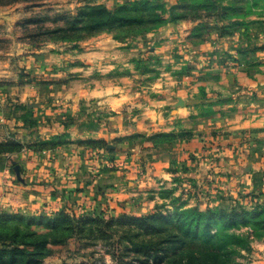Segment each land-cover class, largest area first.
Here are the masks:
<instances>
[{"label": "rangeland", "instance_id": "obj_1", "mask_svg": "<svg viewBox=\"0 0 264 264\" xmlns=\"http://www.w3.org/2000/svg\"><path fill=\"white\" fill-rule=\"evenodd\" d=\"M115 1L0 0L17 10L0 18V51L9 48L11 28L19 42L33 46V52L18 49L17 80L0 82L15 94L12 107L28 112L19 122L36 127L47 121L45 110H53L66 127L87 120L105 128L101 137L73 140L63 134L6 147L28 149L41 163L67 169L77 178L66 183L80 186H65V205L58 210L0 212V264H130L142 256L128 249L131 240L138 242L133 234L142 231L127 225L130 219L177 209L231 213L264 207V191L249 190L225 195L223 201L232 197L235 207L223 205V183L231 184L232 176L219 165L225 152L236 154L255 135L264 136V0ZM147 1L177 7L176 15L185 17L159 26L149 19ZM115 12L126 20L112 19ZM25 54H33L34 67ZM44 55H57L56 61L48 57L50 64L40 67ZM118 116L129 122L130 134L112 130ZM193 138L203 139V175H192L193 155L172 159L161 183L147 180L155 149ZM133 144L147 155L130 149ZM120 168L125 172L117 176ZM102 171L113 173L112 183L91 189ZM85 190L88 199L72 195ZM144 199L148 204L142 206ZM93 218L118 224L108 229L91 224ZM261 244L263 227L251 251L235 259L264 264ZM178 257L171 254L163 264Z\"/></svg>", "mask_w": 264, "mask_h": 264}, {"label": "crops", "instance_id": "obj_2", "mask_svg": "<svg viewBox=\"0 0 264 264\" xmlns=\"http://www.w3.org/2000/svg\"><path fill=\"white\" fill-rule=\"evenodd\" d=\"M116 1L119 2V0ZM124 1L126 0H121L120 3ZM174 5L173 3L171 6ZM11 8L10 6L3 7L0 5V18L8 13H10V15L11 13L17 15L16 8H13L14 10L12 9V11ZM21 14H24V12ZM9 29L10 28H7V30ZM9 31L10 34L5 37L7 38L5 42L9 48L5 51L3 50V52L0 51L1 83L17 80L18 61H16V58L18 54H21V52H18V49L22 51L25 49L26 52L28 50L33 52V46L31 44L19 42L15 35H11L13 31L12 28ZM24 56L23 58L26 64H30V67H34L33 54H25ZM48 57L50 60L53 58L54 61H56L57 55H44L41 57V62L37 65L41 67L43 64H50ZM26 67L28 68V65H26ZM5 90L7 89L0 87V144L19 142L26 147L27 145L29 146L41 141H48L55 135L63 134L70 135L73 140L84 139L90 136H103L105 128L101 124L81 120L72 124L70 127H66L63 123L64 121L58 116L57 118L54 117L56 115L53 110H45L43 116L48 117L47 121L43 119L36 127L24 123L22 124L19 122L18 118L19 116L22 117V115H28V112L12 107V100L15 99V94L12 91ZM65 93L60 95L57 94L55 97L57 99L63 98ZM29 108L30 106H28L27 109L30 110ZM30 111L34 110L32 109ZM42 111L40 110L37 112L35 110V112L38 113L36 115H39ZM114 123L117 125L116 128L113 126ZM111 125L112 130H119L121 136L131 133L130 124L128 121H125L123 116H118L114 120H111ZM106 132H108V130H106ZM105 137L108 136L105 135ZM202 141L203 139L201 138H193L184 145L177 144L175 147L161 146L155 149L154 162L147 164V180L153 182L160 181L161 183V179L166 176V168L172 159L178 158L186 160L193 155H196L192 158L197 161L192 168V175L197 177L198 175H203L204 166H199L198 164V156L201 155L199 152H201L200 147H202ZM252 141L253 142L247 144L246 148L243 147L241 151H238L236 154L225 152L224 154L227 156H223L221 159L219 164L221 171H225L228 176H232L231 184L227 183V185H225V182L223 183L225 186L222 187L224 195L221 197V202L223 205H226V203H230L229 205H231V207L237 205V201L232 197H227L228 200H230L228 202L223 201L226 197L225 195L229 194L236 197L239 193L247 190L256 191L257 194L264 191V136L261 134L255 135ZM130 149L137 151L138 154L142 152V155H147L148 153L146 151H141V146L135 147L134 145L131 146ZM228 155L230 156L228 157ZM40 160H42V158L33 156L28 149H21V151H4L0 153V212L58 210L65 205L63 200L64 197L62 196L65 194L63 190L65 186L69 189L80 186V184L66 183L67 180L72 182L77 178L76 176H72L73 179H71L70 175L67 174V169L63 167L56 168L54 164L53 166L48 163L44 164L41 163ZM118 170H120V172L117 176L119 174L122 176L125 172L122 168ZM55 179L58 180L56 183H50V180ZM112 179L113 173L108 174L102 171L100 176L95 177V184L89 186L91 189H94V185L106 186L112 183ZM117 184L116 182V185ZM119 184L123 185V183ZM56 186H58V189ZM72 195L80 199H82V197L88 199L90 193L88 190L74 191ZM141 204L145 206L148 204V200L144 199ZM261 246L264 245L261 244Z\"/></svg>", "mask_w": 264, "mask_h": 264}, {"label": "trees", "instance_id": "obj_3", "mask_svg": "<svg viewBox=\"0 0 264 264\" xmlns=\"http://www.w3.org/2000/svg\"><path fill=\"white\" fill-rule=\"evenodd\" d=\"M147 2L153 10L149 12L151 17L149 19L158 21L159 26L175 22L179 17H185L176 15L177 7L167 10L161 4ZM212 3L217 5V2ZM157 11H162V14ZM117 12L112 14V19L125 18ZM167 14L170 17L165 18ZM138 20H144V16ZM10 144H0L4 147L0 153L20 150L6 148ZM262 216H264V207L256 212L233 211L231 213L215 209L201 211L192 208L177 209L169 215L130 219L127 225L142 231L133 234L138 236V242L131 240L132 246H128V249L142 253V256H136L129 263L163 264L171 254H178V260H169L170 264H241L235 257H244L243 251H251L253 237L259 233L260 227L264 228ZM90 223L102 224L108 229L118 224L115 220L107 222L98 218L91 219Z\"/></svg>", "mask_w": 264, "mask_h": 264}]
</instances>
